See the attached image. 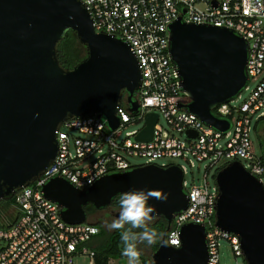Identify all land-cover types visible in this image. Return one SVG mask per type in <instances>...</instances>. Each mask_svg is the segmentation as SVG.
<instances>
[{
    "label": "water",
    "instance_id": "1",
    "mask_svg": "<svg viewBox=\"0 0 264 264\" xmlns=\"http://www.w3.org/2000/svg\"><path fill=\"white\" fill-rule=\"evenodd\" d=\"M169 29V54L189 99L186 110L204 124L226 130L229 122L215 117L212 110L244 86L247 42L225 27L185 23L180 18ZM68 31L74 32L87 53L72 69L63 68L57 58V45ZM140 79L130 47L97 33L82 0H0V202L48 168L58 153V128L66 120L98 115L110 129L117 128L116 109L124 91L130 111L137 110L133 95ZM157 117L146 114L135 140H151ZM182 178L176 165L148 164L105 175L85 190L54 177L42 191L60 206L64 222L79 224L87 221L88 205L101 209L124 192L159 190L167 200L148 203L156 208L154 220H166L165 234L173 217L188 204ZM214 178L216 226L238 237L245 264H264V188L238 161L220 168ZM179 237L178 247L159 243L151 254L152 263H207L203 225L185 223Z\"/></svg>",
    "mask_w": 264,
    "mask_h": 264
},
{
    "label": "built area",
    "instance_id": "2",
    "mask_svg": "<svg viewBox=\"0 0 264 264\" xmlns=\"http://www.w3.org/2000/svg\"><path fill=\"white\" fill-rule=\"evenodd\" d=\"M216 1L214 5L212 0H82L95 31L125 42L137 58L141 79L133 100L138 107L130 111L128 95L122 96L116 109L119 125L113 130L98 115L73 117L59 126L57 156L40 176L13 195L17 214L10 225L0 227V264H72L75 255L88 257L89 264H94V250L87 242L98 233L97 226L88 221L64 222L60 206L44 197V184L60 177L78 188L72 179L75 177L83 185L78 189L85 190L98 180L88 183L97 172L103 171V177L155 164L156 159H167L155 164L159 167L176 165L181 169L182 188L188 197L186 209L173 217L164 234L169 244L178 247L181 226L195 223L205 228L206 264H219L221 239L230 243L235 257L242 256L238 237L215 224L216 183L210 186L205 172L200 184L187 188L185 167L170 161L181 158L190 166L194 161H206L207 170L216 167L217 171L238 161L264 188V161L261 154L253 152L249 138L252 117L264 119V0ZM178 18L185 23L225 27L247 42L244 86L235 97L212 110L215 117L229 122L224 131L204 124L185 108L189 99L169 54V26ZM251 79H256V84L249 89ZM243 90L249 94L236 105L234 101ZM148 113L158 115L152 138L137 141L135 136L144 127ZM161 117L165 125L160 123ZM139 122V128L119 137L122 129ZM63 127L75 134L63 131ZM187 131L194 136H188ZM129 156L142 157L144 163L136 166ZM119 261L110 258L108 264Z\"/></svg>",
    "mask_w": 264,
    "mask_h": 264
},
{
    "label": "rangeland",
    "instance_id": "3",
    "mask_svg": "<svg viewBox=\"0 0 264 264\" xmlns=\"http://www.w3.org/2000/svg\"><path fill=\"white\" fill-rule=\"evenodd\" d=\"M255 84H256V79H251L248 82L249 89H252L255 86ZM248 94H249L248 90H243L240 94V98H238L236 101H234V103L236 105H240L246 99ZM123 105H124V103H123ZM160 123L162 125H165L166 124L165 119L161 117ZM255 123H256V119H255V116H253L251 119V128L249 130V138L251 141V146H252L253 152L255 154L259 155V154H262L263 150H262L261 140H260L257 132L255 131ZM141 125H142V123L139 122L136 124L126 126L124 129L121 130L119 137H123L125 135V132L139 128ZM63 131H65L67 133L75 134L74 131H71L67 127H63ZM260 136L264 140V136H263L262 132H260ZM128 160L132 164L137 166V165L143 164L145 159L142 157H138V156H129ZM170 161H172V163H174V164L181 165V166L185 167V169L187 171L186 175H185V179H186L187 184H188L187 188L190 187V185H192L194 183L200 184L201 181L203 180V176H204L205 172L208 173L207 174L208 184L210 186H213L215 184V178L214 177H215V174H216V171L218 168L212 167V168H209L207 170L205 168V165H207L208 162L205 161V162L198 163V162L194 161V165L190 166L188 161H185L181 158H172ZM162 162H167V159H156L153 161V163H155V164H160ZM118 210H119L118 208H115L113 213L110 215V218L107 217L105 222H102L103 227L106 230L112 231V229L109 228V224L112 222L113 219H115L117 217L116 214H118ZM106 212H107V210L92 211L89 213L87 221L92 223V224H96L97 222H99L104 217ZM16 214H17V210H16V207L14 205L9 206L6 203H2V201H1L0 202V227H2L4 224L11 223L12 219L15 218ZM139 248H140V252H141L140 256L151 258L152 250H151L150 246H148L146 244H141L139 246ZM218 251H219V264H245L243 256H240V257L234 256L230 243L225 239L219 240ZM89 263H90V259L88 257H84L81 255H75L72 258V264H89ZM119 264H127V258L124 257L123 259H120ZM137 264H141L140 258H139Z\"/></svg>",
    "mask_w": 264,
    "mask_h": 264
},
{
    "label": "clouds",
    "instance_id": "4",
    "mask_svg": "<svg viewBox=\"0 0 264 264\" xmlns=\"http://www.w3.org/2000/svg\"><path fill=\"white\" fill-rule=\"evenodd\" d=\"M102 175L103 171L97 172L88 183H93ZM72 179L78 188L83 187L75 177ZM149 200L166 201L167 194L152 189L122 193L118 202V216L109 224L110 229L121 233L122 255L127 258V264H137L141 255V244L151 246L159 242L161 246H169L164 234L151 227L156 208L148 203ZM172 243L174 244L175 240Z\"/></svg>",
    "mask_w": 264,
    "mask_h": 264
},
{
    "label": "trees",
    "instance_id": "5",
    "mask_svg": "<svg viewBox=\"0 0 264 264\" xmlns=\"http://www.w3.org/2000/svg\"><path fill=\"white\" fill-rule=\"evenodd\" d=\"M86 48L82 44H80L77 40L76 35L72 31H68L65 37L58 43L57 45V58L60 65L63 68L72 69L76 64L82 61L86 57ZM264 130V119H259L255 123V131L257 132L261 143L263 145V139L260 136V132L263 134ZM263 150V147H262ZM262 159L264 161V150L261 154ZM121 195L115 197L112 201V205L115 208L119 209V199ZM2 203H6L11 206L15 204L14 197L3 200ZM85 211L87 215L90 212L94 211L93 208L88 205L85 207ZM16 217V216H15ZM15 220L12 219L11 223ZM9 224H4L3 227H6ZM98 228V233L93 235L91 239L87 242L94 250V264H108V260L110 258H120L123 259L122 255V243H121V233L119 231H109L106 230L102 225L96 223ZM167 226V222L163 218H158L153 221L151 227L155 229L158 233H164ZM159 242L150 246L152 252L156 250ZM141 264H151V258H147L144 256H140Z\"/></svg>",
    "mask_w": 264,
    "mask_h": 264
},
{
    "label": "flooded vegetation",
    "instance_id": "6",
    "mask_svg": "<svg viewBox=\"0 0 264 264\" xmlns=\"http://www.w3.org/2000/svg\"><path fill=\"white\" fill-rule=\"evenodd\" d=\"M127 95H128V94H127L125 91L122 93V96H123V97H125V96H127ZM114 209H115V207L112 205V203H111L109 206L104 207V208H101V209H94V208H93L94 211H98V210H107V212H106V214L104 215V217H103L99 222H97V223L103 226V223H102V222H105V220L107 219V217L110 218V215L113 213ZM116 215L118 216V214H116ZM101 223H102V224H101Z\"/></svg>",
    "mask_w": 264,
    "mask_h": 264
}]
</instances>
